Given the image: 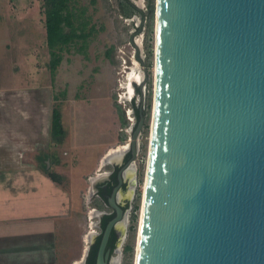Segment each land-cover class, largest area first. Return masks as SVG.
Here are the masks:
<instances>
[{
    "label": "water",
    "instance_id": "1",
    "mask_svg": "<svg viewBox=\"0 0 264 264\" xmlns=\"http://www.w3.org/2000/svg\"><path fill=\"white\" fill-rule=\"evenodd\" d=\"M154 16L135 264H264V0H154ZM140 98L127 150L101 161L115 166L130 155L117 172L118 185L130 167L136 184L145 120ZM109 173L90 179L91 186ZM116 190L108 199L115 216L95 264H109L106 243L122 216Z\"/></svg>",
    "mask_w": 264,
    "mask_h": 264
},
{
    "label": "rangeland",
    "instance_id": "2",
    "mask_svg": "<svg viewBox=\"0 0 264 264\" xmlns=\"http://www.w3.org/2000/svg\"><path fill=\"white\" fill-rule=\"evenodd\" d=\"M68 7L75 26L85 22V32L91 26L94 30L61 51V61L51 77L43 0H0L1 84L27 85L35 79L37 86L50 85L57 97L55 103L67 134L64 144L52 152L56 164L50 161L47 169L59 172L72 195L71 215L58 240V264H80L89 233L99 232L96 214L104 205L100 206L94 195L99 183L92 187L90 179L112 171L113 165H101V161L107 153L128 145L142 95L145 120L123 242L131 248L113 254L112 261L135 264L152 112L154 7L152 14L147 0H69ZM19 16L24 22L18 21ZM5 42L8 50L3 53ZM49 154L37 157L43 163Z\"/></svg>",
    "mask_w": 264,
    "mask_h": 264
},
{
    "label": "crops",
    "instance_id": "3",
    "mask_svg": "<svg viewBox=\"0 0 264 264\" xmlns=\"http://www.w3.org/2000/svg\"><path fill=\"white\" fill-rule=\"evenodd\" d=\"M1 83L0 264H58V240L71 215L72 195L59 172L47 169L50 161L56 164L55 146L66 139L57 145L50 140L53 92L35 79L27 85ZM45 152H50L46 165L37 157Z\"/></svg>",
    "mask_w": 264,
    "mask_h": 264
},
{
    "label": "trees",
    "instance_id": "4",
    "mask_svg": "<svg viewBox=\"0 0 264 264\" xmlns=\"http://www.w3.org/2000/svg\"><path fill=\"white\" fill-rule=\"evenodd\" d=\"M69 0H43L44 4V26L46 35V46L48 48L49 60L48 68L51 77H54L55 71L61 61V51L67 47L75 39H84L89 36L94 30L93 26L84 31L85 22H81L80 26L73 24V14L69 11ZM152 14L154 0H147ZM67 27L68 31L65 32L64 28ZM80 50L83 45H80ZM150 53V52H149ZM53 104L50 115V140L52 144H61L66 137V131L61 122V112L59 106L55 103L57 97L52 96ZM48 176L54 181L60 182V176L53 171L47 172ZM131 247L125 246L124 250L127 251Z\"/></svg>",
    "mask_w": 264,
    "mask_h": 264
},
{
    "label": "flooded vegetation",
    "instance_id": "5",
    "mask_svg": "<svg viewBox=\"0 0 264 264\" xmlns=\"http://www.w3.org/2000/svg\"><path fill=\"white\" fill-rule=\"evenodd\" d=\"M131 75L128 77L130 79ZM126 88L129 89L131 92L130 84L127 83ZM136 116H138V107L135 111ZM130 119V118H129ZM127 145L123 148L120 147V151L126 150ZM130 155L127 153L120 161V164L113 166L112 171L107 175L105 179L99 182L97 185L94 195L97 199V201L100 203L101 209L97 211V221L95 222V226H97L99 232L91 231L89 234H93L89 238V249L88 253L86 255V259L84 261V264H95L96 261V254L98 245L100 243L101 235L103 233V230L108 223L110 219H112L115 216V211L108 206V199L111 196L113 189L117 187V190L115 192V200L120 205L122 209V216L121 219L118 220L115 224V226L111 229L105 250L109 251V259L108 263L112 264L113 258L115 257L113 254H118L121 252V250H124L123 242L126 235V225H127V211L129 209L128 202L130 200V197L133 196V185L132 181V175H133V167L129 168L126 172L125 179L123 182L118 185V179H117V172L118 170L126 163V161L129 159ZM119 159V158H118ZM103 176V174H102ZM119 200V201H118ZM128 216V215H127ZM116 262V261H114Z\"/></svg>",
    "mask_w": 264,
    "mask_h": 264
},
{
    "label": "bare ground",
    "instance_id": "6",
    "mask_svg": "<svg viewBox=\"0 0 264 264\" xmlns=\"http://www.w3.org/2000/svg\"><path fill=\"white\" fill-rule=\"evenodd\" d=\"M126 148H128V145H127ZM126 150H127V149H126ZM130 168H131V167H130ZM142 205H143V196H142V203H141V212H142ZM141 212H140L139 225H138V233H137V245H138V234H139V229H140ZM137 245H136V252H137ZM135 259H136V255H135ZM79 263H80V262H79Z\"/></svg>",
    "mask_w": 264,
    "mask_h": 264
}]
</instances>
